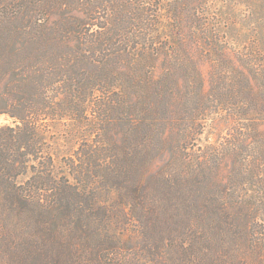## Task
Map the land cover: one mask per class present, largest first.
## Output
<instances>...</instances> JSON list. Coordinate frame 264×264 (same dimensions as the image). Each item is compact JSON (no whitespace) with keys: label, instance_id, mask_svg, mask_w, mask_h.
<instances>
[{"label":"trees","instance_id":"16d2710c","mask_svg":"<svg viewBox=\"0 0 264 264\" xmlns=\"http://www.w3.org/2000/svg\"><path fill=\"white\" fill-rule=\"evenodd\" d=\"M160 11L0 0V115L14 124L0 128V264H264V198L241 193L264 155L226 183L215 157H185L207 111L176 102ZM249 105L264 122V102ZM73 117L79 144L59 173L42 121Z\"/></svg>","mask_w":264,"mask_h":264},{"label":"rangeland","instance_id":"374dc122","mask_svg":"<svg viewBox=\"0 0 264 264\" xmlns=\"http://www.w3.org/2000/svg\"><path fill=\"white\" fill-rule=\"evenodd\" d=\"M158 1L161 27L163 31L168 30L164 39L169 38L167 43L171 45L173 74L179 92L176 102L180 103L186 93L188 105H203L207 111L200 116L202 120L195 137L184 145L185 157L190 161L215 157L220 177L226 183L231 168L241 163L253 168L258 164L255 157L264 155L261 152L264 122L257 115L258 106L249 105L250 99L255 105L263 106L264 102V83L255 78L257 71L264 68V0ZM253 62L257 66L251 71ZM161 73L154 71L157 77ZM198 96L204 101L198 102ZM75 122V117L42 121L46 141L42 157H51L59 173L66 170L62 159L79 144V135L67 137V128L74 129ZM4 127H14V124L10 118L0 115V128ZM27 161L31 168L39 163L29 158ZM259 180L260 185L255 183ZM246 191V195L264 198V177L249 180L241 188L242 194ZM110 195L118 196L114 191ZM107 199H101V205L107 206Z\"/></svg>","mask_w":264,"mask_h":264}]
</instances>
